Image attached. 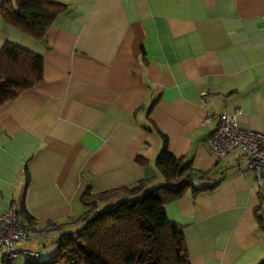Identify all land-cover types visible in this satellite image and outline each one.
Instances as JSON below:
<instances>
[{"label":"crops","instance_id":"1","mask_svg":"<svg viewBox=\"0 0 264 264\" xmlns=\"http://www.w3.org/2000/svg\"><path fill=\"white\" fill-rule=\"evenodd\" d=\"M52 1L68 12L43 41L0 13V50L12 43L44 62L43 82L0 107V215L16 205L39 234L20 249L38 262L55 256L59 236L87 209L88 186L164 183L155 166L163 141L146 126L156 101L148 116L168 151L218 169L195 181L216 189L165 205L191 264H259L264 230L254 211L264 189L241 152L218 156L206 139L237 108L240 127L264 132V0Z\"/></svg>","mask_w":264,"mask_h":264},{"label":"trees","instance_id":"2","mask_svg":"<svg viewBox=\"0 0 264 264\" xmlns=\"http://www.w3.org/2000/svg\"><path fill=\"white\" fill-rule=\"evenodd\" d=\"M66 12L67 5L52 0H4L0 5L6 24L37 41H43L53 22ZM43 63L40 55L19 45L6 43L1 48L0 107L43 82ZM155 102L148 108L146 126L159 132L163 141L155 166L164 183L154 185L152 178H145L133 187L99 192L88 186L80 197L87 209L71 223L72 231L59 236L58 253L46 261L29 264H191L183 228L169 221L165 205L187 193L197 198L216 189L219 183L196 186L195 181H211L218 169L202 171L190 160L168 151L167 137L148 116ZM137 161L147 162L140 157ZM254 213L264 230L262 192ZM25 218L30 220L28 215ZM0 264L12 263L0 256ZM259 264H264V259Z\"/></svg>","mask_w":264,"mask_h":264},{"label":"built area","instance_id":"3","mask_svg":"<svg viewBox=\"0 0 264 264\" xmlns=\"http://www.w3.org/2000/svg\"><path fill=\"white\" fill-rule=\"evenodd\" d=\"M211 95H205V99ZM241 109L231 114L223 113L218 125L208 135V149L223 156L231 152H241L244 156L246 169L254 173L257 184L264 186V132L242 128L237 123ZM212 118L207 115L205 123ZM38 232L23 220L20 208L12 205L0 215V256L13 264L14 259L23 256L30 263L38 262V255L31 250H21L27 241L38 236Z\"/></svg>","mask_w":264,"mask_h":264},{"label":"rangeland","instance_id":"4","mask_svg":"<svg viewBox=\"0 0 264 264\" xmlns=\"http://www.w3.org/2000/svg\"><path fill=\"white\" fill-rule=\"evenodd\" d=\"M21 259H14V262H15V264H20L22 261H20Z\"/></svg>","mask_w":264,"mask_h":264}]
</instances>
